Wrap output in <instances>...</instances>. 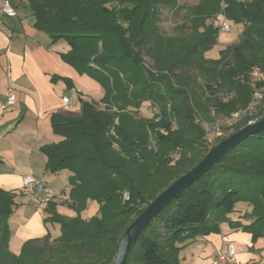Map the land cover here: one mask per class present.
I'll return each mask as SVG.
<instances>
[{"label":"trees","instance_id":"16d2710c","mask_svg":"<svg viewBox=\"0 0 264 264\" xmlns=\"http://www.w3.org/2000/svg\"><path fill=\"white\" fill-rule=\"evenodd\" d=\"M220 7L243 29L218 60H207L204 53L218 43L212 22ZM30 8L38 29L69 45L63 61L95 80L104 96L99 103L82 101L78 117L51 116L52 131L62 140L42 147L45 169L69 173V208L76 214L61 216L52 201L47 204L44 222L59 225L56 239L47 234L27 240L12 254L8 220L16 196L0 189V264H111L120 236L147 205L251 120L252 113L212 146L205 140L202 123L249 105L251 90L237 76L253 67L264 72V0H200L188 9L194 33L180 38L157 27L161 9L177 13L179 0H31ZM227 53L232 64L223 62ZM144 103L156 110L151 119L138 117ZM262 118L258 109L254 119ZM89 200L98 203V213L84 219ZM238 203L250 207L243 215L249 225L228 219ZM223 222L253 241L264 234V130L246 137L170 201L135 237L125 264H180L187 243L217 234Z\"/></svg>","mask_w":264,"mask_h":264},{"label":"crops","instance_id":"0c3cea01","mask_svg":"<svg viewBox=\"0 0 264 264\" xmlns=\"http://www.w3.org/2000/svg\"><path fill=\"white\" fill-rule=\"evenodd\" d=\"M30 2L0 0V8L7 3L15 13L5 15L0 23V189L16 196L17 207L8 220V248L14 255L27 240L47 234L53 240L60 234L59 225L44 222L47 204L33 202L30 191L23 187L24 177L40 180L54 191L57 214L76 216L69 208L67 171L51 174L45 169L42 147L62 140L52 131L51 116L78 117L82 101L99 103L104 96L95 80L63 61L61 55L69 52V45L64 40L53 42L35 26ZM222 43L219 35L218 44ZM9 94L15 102L3 109ZM62 98L73 101L71 108L63 105ZM250 210L247 204L238 203L228 219L249 225L252 221L243 215ZM226 242L234 246L233 264H264V234L253 241L250 233L232 229L227 222L219 224L217 234L187 243L179 254L180 264H217L216 256L224 252Z\"/></svg>","mask_w":264,"mask_h":264},{"label":"rangeland","instance_id":"374dc122","mask_svg":"<svg viewBox=\"0 0 264 264\" xmlns=\"http://www.w3.org/2000/svg\"><path fill=\"white\" fill-rule=\"evenodd\" d=\"M240 1H244V0H240ZM199 3H200V0H179V4L181 5L182 9L178 10L177 13H176V11L172 12V11H169L167 9H161V12L159 14V22H158V26H157L158 29L161 31L160 33H162V35H164L166 37H170V38H180V37L188 36L189 34L192 33V30L194 33V22H193V28H192V24L187 19L188 9L192 6L196 7ZM221 17H224V18L226 17L225 11L222 7H220L218 9V11L213 15V18H215L212 22L214 27L218 28L220 26L221 20H222ZM210 22H211V20L207 21V23H210ZM229 23L232 26L231 32L220 35L221 36V42H224V43H222V44L217 43L216 46L207 50L204 53L205 59H207V60H218L220 57V51L221 50H223L224 48H226L232 44L237 43L239 36L242 32L243 26L241 24L236 25L232 21H229ZM244 54L246 55V57L250 56V52L249 53L244 52ZM224 56H225L224 57L225 59L223 62H225L226 65L232 64V62H234V60H233L234 56H232L231 53H227ZM143 62H144L146 67H149V68L151 67V63H152L151 60L144 58ZM237 77L239 78L240 83H246V85L251 90V96H250L249 101H248V102H251L253 100L254 90H255V88H258L257 84L264 82V72L262 70H260L258 67H253V68H251V70H247L245 73H243V74L241 73ZM237 77L235 80L238 79ZM203 81H204V78L201 75V73L195 74V83L198 86H201L203 84ZM262 92H263V96L260 100H258V104H257L258 108L256 107L253 110L252 115L250 116L253 119H254V116L258 113V109H260L261 112L264 113V86L262 87ZM233 94L234 93L231 91L230 97H232ZM155 113H156V110L149 103H144L138 112V117H144V118L151 119ZM210 117L212 118V116H210ZM213 117H216V116L214 115ZM252 118H251V120H253ZM200 119H201V117H200ZM201 120L205 121L203 119H201ZM201 120H199V121H201ZM232 128L233 127H231V126L230 127L224 126L221 136L217 137V136H214L212 134H206L205 140L207 141L208 145L212 146L219 137H223V136L227 135L228 133H230ZM64 177L68 181V173L67 172H64ZM98 208H99V206H98V203L96 201L89 200L86 204V207L84 208V210L81 213V217L89 219V218L96 216L98 213Z\"/></svg>","mask_w":264,"mask_h":264},{"label":"water","instance_id":"95a60500","mask_svg":"<svg viewBox=\"0 0 264 264\" xmlns=\"http://www.w3.org/2000/svg\"><path fill=\"white\" fill-rule=\"evenodd\" d=\"M263 130L264 118L247 124L233 134L225 137L215 144L192 169L181 175L159 193L120 236L116 253L111 264H125L130 246L135 237L170 201L175 199L183 189L191 185L197 178L211 169L229 150L243 141L246 137L257 134Z\"/></svg>","mask_w":264,"mask_h":264},{"label":"built area","instance_id":"2783aa9c","mask_svg":"<svg viewBox=\"0 0 264 264\" xmlns=\"http://www.w3.org/2000/svg\"><path fill=\"white\" fill-rule=\"evenodd\" d=\"M7 16H14V11L8 6L7 3L0 8V23L2 22V18ZM221 24L218 27V34H226L230 33L232 30V26L229 21L221 17ZM263 96L262 89L255 88L253 94V100L249 103L245 110H241L235 113H232L228 117H218L212 123H203V129L206 134H212L214 136H221L223 127H230L238 123L241 119H243L246 115H251L253 110L257 107L258 100H260ZM15 102V97L12 94H9L6 102L2 105L3 109H6L12 106ZM62 103L66 108H71L73 105V101L68 98H62ZM257 121V119L250 120L248 124ZM176 159V157H175ZM23 187L30 191L33 202L38 205L48 204L50 203L54 197V191L47 187L43 182L37 180L33 177H24L22 179ZM123 200H128V195L126 193L123 194ZM225 249L224 252L218 254L216 256L217 264H233L235 261V250L234 246L231 242H226L224 244Z\"/></svg>","mask_w":264,"mask_h":264}]
</instances>
